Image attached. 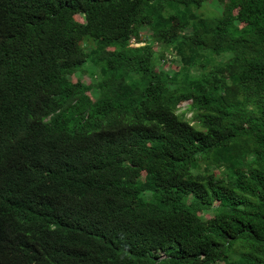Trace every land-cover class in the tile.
Masks as SVG:
<instances>
[{"label": "trees", "instance_id": "obj_1", "mask_svg": "<svg viewBox=\"0 0 264 264\" xmlns=\"http://www.w3.org/2000/svg\"><path fill=\"white\" fill-rule=\"evenodd\" d=\"M207 1L0 0V264H264V0Z\"/></svg>", "mask_w": 264, "mask_h": 264}, {"label": "rangeland", "instance_id": "obj_2", "mask_svg": "<svg viewBox=\"0 0 264 264\" xmlns=\"http://www.w3.org/2000/svg\"><path fill=\"white\" fill-rule=\"evenodd\" d=\"M225 0H208L202 7L201 10L196 11L198 14H202L207 18L217 17L221 14L222 9L224 8ZM147 32H144V37H147ZM129 37L125 38V41H128ZM133 42V41H132ZM156 50H159V46L155 47ZM171 56V57H170ZM168 61L164 63V68L167 71H177L179 69L178 64L176 63L175 57L171 54H167ZM85 81L89 82V79L85 77ZM189 104L182 106V110H185ZM192 114H187V119H191ZM196 128H200L198 124H193ZM206 218H210V215H207ZM162 258H165L162 256Z\"/></svg>", "mask_w": 264, "mask_h": 264}]
</instances>
